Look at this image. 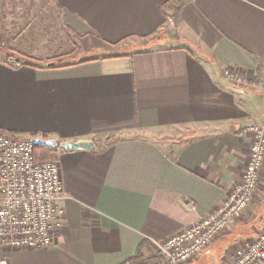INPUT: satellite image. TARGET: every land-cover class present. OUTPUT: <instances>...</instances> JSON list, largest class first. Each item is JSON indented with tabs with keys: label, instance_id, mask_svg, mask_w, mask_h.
<instances>
[{
	"label": "crops",
	"instance_id": "1",
	"mask_svg": "<svg viewBox=\"0 0 264 264\" xmlns=\"http://www.w3.org/2000/svg\"><path fill=\"white\" fill-rule=\"evenodd\" d=\"M55 1L67 29L105 56L42 67L0 60V130L95 148L58 150L66 213L54 244L0 256L148 259L156 242L214 211L242 181L245 130L264 125V0ZM226 67L255 76L257 87L230 84ZM259 177L232 230L191 264H227L264 229V162Z\"/></svg>",
	"mask_w": 264,
	"mask_h": 264
},
{
	"label": "built area",
	"instance_id": "2",
	"mask_svg": "<svg viewBox=\"0 0 264 264\" xmlns=\"http://www.w3.org/2000/svg\"><path fill=\"white\" fill-rule=\"evenodd\" d=\"M15 66L14 61H10ZM222 77L234 86L257 87L255 76L226 67ZM251 136L250 155L236 185L220 205L180 232L156 242L164 264H188L225 231L232 230L256 194L264 162V125L246 128ZM29 138L18 139L0 130V251L42 250L54 244L65 225L63 185L58 161H36ZM0 264H9L0 256ZM228 264H264V230L241 244Z\"/></svg>",
	"mask_w": 264,
	"mask_h": 264
},
{
	"label": "rangeland",
	"instance_id": "3",
	"mask_svg": "<svg viewBox=\"0 0 264 264\" xmlns=\"http://www.w3.org/2000/svg\"><path fill=\"white\" fill-rule=\"evenodd\" d=\"M63 18L55 0H0V60L12 55L9 64L14 61L15 66L16 59L21 63L60 65L105 56L83 45L77 32L67 29ZM151 257L159 258L158 250H153Z\"/></svg>",
	"mask_w": 264,
	"mask_h": 264
},
{
	"label": "trees",
	"instance_id": "4",
	"mask_svg": "<svg viewBox=\"0 0 264 264\" xmlns=\"http://www.w3.org/2000/svg\"><path fill=\"white\" fill-rule=\"evenodd\" d=\"M9 57H14L12 55H9ZM26 63H29L26 61ZM48 64V63H47ZM46 64V65H47ZM18 65H22L21 60H17L16 59V66ZM33 67H42L40 65H32ZM41 137L43 139H45V137L43 136H38ZM37 136L35 135H30V138L33 139H38ZM46 140V139H45ZM34 158L36 161H51V160H57L58 158V150H54V149H49V148H45V147H41V146H34ZM130 264H164V260L162 257H150L148 259H143L141 254L138 253L137 256L132 260V262Z\"/></svg>",
	"mask_w": 264,
	"mask_h": 264
},
{
	"label": "water",
	"instance_id": "5",
	"mask_svg": "<svg viewBox=\"0 0 264 264\" xmlns=\"http://www.w3.org/2000/svg\"><path fill=\"white\" fill-rule=\"evenodd\" d=\"M30 142L32 143L33 146H41L49 149H54V150H66V151H71V152H76V151H89V150H94L95 146L93 145L92 142H85V141H63L60 142L59 140L56 139H51V140H45L41 137H38V139H30Z\"/></svg>",
	"mask_w": 264,
	"mask_h": 264
}]
</instances>
